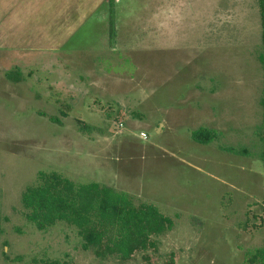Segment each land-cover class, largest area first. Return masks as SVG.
<instances>
[{
    "label": "rangeland",
    "instance_id": "rangeland-1",
    "mask_svg": "<svg viewBox=\"0 0 264 264\" xmlns=\"http://www.w3.org/2000/svg\"><path fill=\"white\" fill-rule=\"evenodd\" d=\"M263 33L258 0H0V264H252ZM199 127L214 141L195 142ZM40 171L110 183L174 227L154 236L157 251L97 257L74 226L26 219L22 193Z\"/></svg>",
    "mask_w": 264,
    "mask_h": 264
},
{
    "label": "trees",
    "instance_id": "trees-1",
    "mask_svg": "<svg viewBox=\"0 0 264 264\" xmlns=\"http://www.w3.org/2000/svg\"><path fill=\"white\" fill-rule=\"evenodd\" d=\"M258 5L264 32V0H258ZM67 114L62 111L63 116ZM136 115L142 117L138 113ZM120 116V119H125L123 113ZM51 118L60 123L58 117ZM79 121L81 130L91 129L90 125ZM191 136L195 142L208 144L214 141L217 133L207 127H199L192 131ZM22 204L26 219L37 229L46 230L65 222L77 229L83 239V249H93L97 257L103 258L119 254L122 260H126L137 251H157L159 245L154 236L172 230L175 224L172 217L153 203L137 202L130 194L99 181L76 183L57 171H40L37 183L23 191ZM256 251L255 258L249 261L264 264V245ZM145 258L149 260V256ZM38 262L64 264L58 259ZM161 264H176L175 254H170Z\"/></svg>",
    "mask_w": 264,
    "mask_h": 264
},
{
    "label": "crops",
    "instance_id": "crops-1",
    "mask_svg": "<svg viewBox=\"0 0 264 264\" xmlns=\"http://www.w3.org/2000/svg\"><path fill=\"white\" fill-rule=\"evenodd\" d=\"M196 129H198V128H196ZM194 130H195V129H194ZM191 135H192V132H191ZM191 138H192V136H191ZM95 181H99V182L103 183V181H101V180H95ZM104 184H107V185H109V186H112L110 183H105V182H104Z\"/></svg>",
    "mask_w": 264,
    "mask_h": 264
},
{
    "label": "built area",
    "instance_id": "built-area-1",
    "mask_svg": "<svg viewBox=\"0 0 264 264\" xmlns=\"http://www.w3.org/2000/svg\"><path fill=\"white\" fill-rule=\"evenodd\" d=\"M123 126H124V122H120L119 127H123ZM143 136H145V134H143Z\"/></svg>",
    "mask_w": 264,
    "mask_h": 264
}]
</instances>
